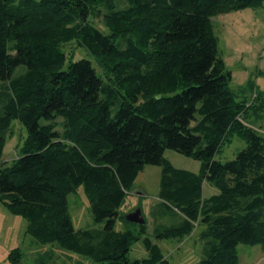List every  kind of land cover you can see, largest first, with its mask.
Segmentation results:
<instances>
[{"label": "trees", "instance_id": "obj_1", "mask_svg": "<svg viewBox=\"0 0 264 264\" xmlns=\"http://www.w3.org/2000/svg\"><path fill=\"white\" fill-rule=\"evenodd\" d=\"M263 1L0 0L2 204L37 240L101 264H167L146 221L115 229L118 216L134 223L120 208L138 173L160 165V203L182 219L154 237L183 238L203 223L198 264H237L240 243L264 248V132L242 116L258 96L230 88L212 25ZM66 45L90 57L74 60ZM13 120L26 135L1 161ZM233 135L245 147L215 159ZM167 148L200 160L199 172L175 168ZM204 183L215 193L204 196ZM78 185L102 229H74L66 195ZM140 238L150 254L131 261Z\"/></svg>", "mask_w": 264, "mask_h": 264}, {"label": "rangeland", "instance_id": "obj_2", "mask_svg": "<svg viewBox=\"0 0 264 264\" xmlns=\"http://www.w3.org/2000/svg\"><path fill=\"white\" fill-rule=\"evenodd\" d=\"M214 33L218 39V54L223 58L231 72L230 88L238 91L239 99L251 101L254 95L258 98L243 117L253 128L264 132V1L258 7H246L239 10L223 12L212 18ZM75 45V44H74ZM72 46V45H71ZM69 53L74 50V60L87 56L79 47H64ZM90 57V56H89ZM24 66L18 67L23 70ZM0 83V90H2ZM0 97L3 95L0 94ZM252 102V101H251ZM10 134V135H9ZM1 154V161L11 162L17 157L21 138L25 137V127L13 120ZM246 143L233 135L221 146L215 159L225 162L245 147ZM164 157L175 168L199 172L201 161L177 152L165 149ZM160 165H145L134 181L132 193H128L124 205L120 208L123 216L140 207L146 221V231L151 240L158 244L167 264H198L205 254L208 239L202 236L206 226L199 222L194 230L183 238L154 237L153 228L176 225L182 217L161 205L158 191L161 177ZM216 189L208 183L203 185V195L209 196ZM141 192L140 194H137ZM68 212L75 230L96 229L104 226V221H95L89 208V201L83 186L78 185L66 195ZM127 226L139 228L138 223H127L118 216L116 230H125ZM150 254L143 238L131 243L128 252L129 260L148 257ZM237 264H264L262 245L240 243L237 245ZM101 264L85 255L63 248L55 242H41L28 231V220L11 212L0 201V264Z\"/></svg>", "mask_w": 264, "mask_h": 264}, {"label": "water", "instance_id": "obj_3", "mask_svg": "<svg viewBox=\"0 0 264 264\" xmlns=\"http://www.w3.org/2000/svg\"><path fill=\"white\" fill-rule=\"evenodd\" d=\"M124 218L128 221L135 222L138 224H143L145 222L144 216L142 214V210L140 207H137L130 212L124 215Z\"/></svg>", "mask_w": 264, "mask_h": 264}, {"label": "crops", "instance_id": "obj_4", "mask_svg": "<svg viewBox=\"0 0 264 264\" xmlns=\"http://www.w3.org/2000/svg\"><path fill=\"white\" fill-rule=\"evenodd\" d=\"M135 188V187H134ZM133 191V190H132ZM132 191H131V193H132ZM141 192H139V193H137V194H140Z\"/></svg>", "mask_w": 264, "mask_h": 264}]
</instances>
